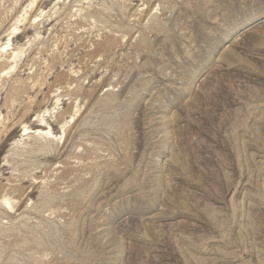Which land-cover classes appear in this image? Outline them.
I'll return each instance as SVG.
<instances>
[{
  "label": "rangeland",
  "instance_id": "1",
  "mask_svg": "<svg viewBox=\"0 0 264 264\" xmlns=\"http://www.w3.org/2000/svg\"><path fill=\"white\" fill-rule=\"evenodd\" d=\"M0 264H264V0H0Z\"/></svg>",
  "mask_w": 264,
  "mask_h": 264
}]
</instances>
